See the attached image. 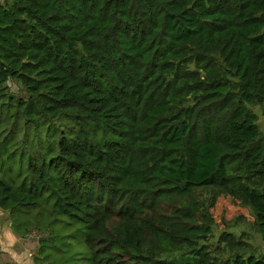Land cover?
<instances>
[{"label": "trees", "instance_id": "16d2710c", "mask_svg": "<svg viewBox=\"0 0 264 264\" xmlns=\"http://www.w3.org/2000/svg\"><path fill=\"white\" fill-rule=\"evenodd\" d=\"M255 107L264 0H0V208L78 226L90 264H264L212 213L264 240Z\"/></svg>", "mask_w": 264, "mask_h": 264}, {"label": "rangeland", "instance_id": "374dc122", "mask_svg": "<svg viewBox=\"0 0 264 264\" xmlns=\"http://www.w3.org/2000/svg\"><path fill=\"white\" fill-rule=\"evenodd\" d=\"M9 86L12 92H18V86L15 83L10 82ZM254 109L259 113V123L264 132V115L258 107ZM44 204L46 208L51 206L47 202ZM31 211L29 214L21 215V212L12 214L0 208V260L2 264H58L59 262L60 264H90L91 253L82 242L83 234L81 231H75L78 226H63L56 222V231L49 234L52 228L50 222L48 224L51 225H47L45 230H40L36 223L28 226V223L39 219L36 214L37 212L42 213L43 210L40 206ZM44 212L49 217L47 212ZM212 213L217 223V232L230 228L237 232L250 233L251 242L257 247V253L264 255V240L253 229L254 216L249 207L231 196L221 195ZM40 218H42L41 215ZM52 235H55L54 239ZM42 238L51 242L52 248L42 251ZM56 248L57 250H52ZM56 259L60 261L57 262Z\"/></svg>", "mask_w": 264, "mask_h": 264}]
</instances>
